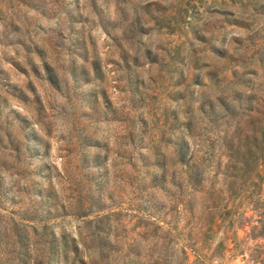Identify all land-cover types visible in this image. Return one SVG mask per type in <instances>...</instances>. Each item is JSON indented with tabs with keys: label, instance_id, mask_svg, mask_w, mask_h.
<instances>
[{
	"label": "rangeland",
	"instance_id": "rangeland-1",
	"mask_svg": "<svg viewBox=\"0 0 264 264\" xmlns=\"http://www.w3.org/2000/svg\"><path fill=\"white\" fill-rule=\"evenodd\" d=\"M216 49L231 51L233 62ZM232 65L248 71L256 98L264 97V0H0V263L47 264L44 225L69 241L65 264H189L202 244L212 249L231 215L215 218L200 242L210 200L191 191L173 158L181 131L174 110L193 105L202 89L184 77L206 81L209 67ZM74 68L89 81H76ZM179 89L187 100L177 99ZM92 90H103L115 112L102 113L100 96L90 109L81 97ZM220 128L199 125L189 151L201 155L202 141L215 142ZM213 161L204 155L203 189L221 186ZM88 192L104 209L77 216ZM253 197L230 200L240 204L235 244L204 264H258L264 238L249 236Z\"/></svg>",
	"mask_w": 264,
	"mask_h": 264
},
{
	"label": "trees",
	"instance_id": "trees-1",
	"mask_svg": "<svg viewBox=\"0 0 264 264\" xmlns=\"http://www.w3.org/2000/svg\"><path fill=\"white\" fill-rule=\"evenodd\" d=\"M205 31L208 32L209 30L205 29ZM234 40L238 44L240 43L238 38H234ZM184 42L187 43L186 40ZM179 47L180 44L177 50ZM216 51H218L220 57L233 62L234 54L231 51L229 52L227 49H216ZM189 63L192 64L191 68L194 69L195 60L192 59ZM91 72L94 77L98 78L99 66L96 62L91 63ZM45 73L48 82L59 88V80L52 70L45 66ZM247 73L249 72L240 73L238 67L232 65L221 69L209 67L204 73L206 81H203L198 74L194 73L183 78V80L187 79L190 84H198L202 89H200L199 96L193 105L187 104L186 110H180L179 108L174 110V119L181 131L175 135L174 140L171 142V153L175 162L185 169L186 182L191 191L194 193L204 192L207 199L210 200V205L206 206L204 212L208 224L201 235L200 242L203 243L210 239V233L216 226L215 218L221 217L224 219V217L231 215L228 229L226 233L223 231L224 235L216 245L209 249V247H203L202 244L203 250L200 253H195L194 260L189 264H204V258H210L216 256L218 252L220 254V252L231 249L226 247L229 240H232V244H235L233 225L235 217L240 213L238 211L240 204H235L233 200L244 192H248L249 196H254L252 209L256 212V219L249 227V236L255 240L264 238V196L261 195V186L264 181V169L262 168L264 167V97L256 98V93L250 85V77L247 76ZM71 74L76 81L83 78L85 82L89 81V72L84 68L71 69ZM182 82V80H179L176 85H181ZM192 93L193 91H190L187 94ZM174 94L177 95L179 100H187L181 89ZM99 96L103 105L102 113H114L115 111L110 109L109 101L103 90H92L81 99H88L89 108L96 110L94 103ZM202 123L208 124L209 127H221V132L215 142L208 141L205 144L202 141L205 149L201 155H195L189 151L190 145L187 137L193 139L199 136V125ZM205 154L214 160L215 169H222L221 186L219 188L209 186L207 189H203L200 185L201 180L198 177L201 171L199 169H202L201 163ZM92 160L95 164H99L96 156ZM223 199H225V202L222 205L221 201ZM231 199L233 200L230 201ZM192 200L193 196L191 195L186 199L191 206L193 205ZM91 208L102 211L104 205L100 198H96L88 192L76 215L80 217L87 216ZM43 228L45 229V237L40 242L41 252L46 258V263L50 264L52 260L56 263L65 264L71 251L69 241L64 236L56 238L54 233L47 229V225H44ZM32 230L34 231V227H32ZM71 244L76 250V244ZM97 246L99 258L103 260L102 262L106 261L101 238L98 239ZM262 255L254 261L258 264H264V252ZM160 258L164 260L166 258L165 253ZM81 264L86 263L81 261Z\"/></svg>",
	"mask_w": 264,
	"mask_h": 264
}]
</instances>
